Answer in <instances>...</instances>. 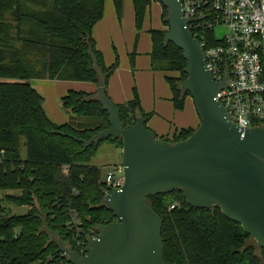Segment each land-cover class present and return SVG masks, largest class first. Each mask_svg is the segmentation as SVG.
<instances>
[{"label": "trees", "instance_id": "16d2710c", "mask_svg": "<svg viewBox=\"0 0 264 264\" xmlns=\"http://www.w3.org/2000/svg\"><path fill=\"white\" fill-rule=\"evenodd\" d=\"M152 1L158 0H132L137 29ZM122 2L113 0L117 14ZM103 9L104 0H0V190L7 191L1 198L0 264L67 262L54 236L78 252L75 240L85 243L99 226L115 220L103 203L107 186L100 180V169L89 161L105 142L121 150L122 139L109 136L86 143L109 126L97 91L68 89L60 99L71 117L58 124L48 116L43 95L30 83L31 79L93 82L107 94L118 58L106 66L91 34ZM167 17L162 6L165 28L148 30L149 57L153 70L168 73L170 100L181 110L190 96L181 88L186 61L179 48L164 41ZM205 37L207 45L217 43L211 32L206 31ZM117 106L125 127L139 116L145 120L150 116L135 89L131 99ZM193 130L180 129L171 139L155 136L174 142ZM146 200L162 220L166 264H264V247L218 206H191L180 189ZM4 202L28 210L8 214Z\"/></svg>", "mask_w": 264, "mask_h": 264}, {"label": "water", "instance_id": "95a60500", "mask_svg": "<svg viewBox=\"0 0 264 264\" xmlns=\"http://www.w3.org/2000/svg\"><path fill=\"white\" fill-rule=\"evenodd\" d=\"M166 8L164 41L182 51L186 61L183 91L192 98L199 124L185 139H159L144 117L125 127L119 107L99 86L97 96L109 126L93 134L121 137L124 183L111 189L103 203L115 220L98 227L85 253L59 246L71 264H166L162 220L147 202L150 195L180 189L198 208L218 206L228 219L264 247V127L237 126L215 99L222 82L213 80L199 40L182 16L180 0H158Z\"/></svg>", "mask_w": 264, "mask_h": 264}, {"label": "built area", "instance_id": "2783aa9c", "mask_svg": "<svg viewBox=\"0 0 264 264\" xmlns=\"http://www.w3.org/2000/svg\"><path fill=\"white\" fill-rule=\"evenodd\" d=\"M180 2L187 27L203 48L206 67L214 81L223 83L215 99L237 126L264 127V0ZM216 26L224 28L223 36L216 39V44L207 45L205 32L212 33ZM104 182L107 186L105 194L123 185L121 163L106 172ZM96 236L97 233H93L89 240ZM87 242L75 240L78 255L85 253ZM58 264L71 263L68 260Z\"/></svg>", "mask_w": 264, "mask_h": 264}, {"label": "crops", "instance_id": "0c3cea01", "mask_svg": "<svg viewBox=\"0 0 264 264\" xmlns=\"http://www.w3.org/2000/svg\"><path fill=\"white\" fill-rule=\"evenodd\" d=\"M150 7L151 4L146 10L140 28L137 29L135 27L132 0H123L121 12L119 14H117L115 10L113 0H104L103 15L101 19L93 25L91 34L95 41L96 48L101 51V53L104 51V48L108 49L106 57L103 54L104 52L102 53L105 65L112 61V54H114V58H118L117 68L111 74L107 83V95L114 103L119 104L131 99L133 96V89H135L143 111L150 114L146 120L147 126L152 129L158 137L162 136L163 138L171 139L173 134L180 129H195L199 124V117L194 110L193 103L189 96L185 98L184 106L181 110L174 108L170 100L171 90L165 80V76L168 73L160 70H153L151 67L149 57L151 41L148 50L144 52L149 58V64L147 62V65L144 67L140 60L142 58V54L140 53L142 52L137 51L140 33L146 32L149 35V29L165 28L163 24H161L160 26H149V28L146 27L144 29V19L145 16L150 13ZM159 7L161 20L162 6L160 3ZM131 39L134 40L132 49H130ZM104 40L108 42V46L106 47L103 46ZM126 40L129 41V45ZM121 42L124 44V53H122L121 49H118L122 46ZM110 46L112 48V53L111 50H109ZM119 55L121 57L120 62ZM126 71H129L133 78L136 73V77L144 73L147 76V82L145 84H132L127 78H124L123 81L118 83L114 77L119 76L120 72L124 73ZM169 75H175V73H170ZM30 83L34 89L43 95L44 107L48 116L52 121L58 124L66 122V116L54 108V103H56V100L61 98L68 89L95 92L98 91L99 88V86L93 82L69 80L31 79ZM77 85H82L83 88Z\"/></svg>", "mask_w": 264, "mask_h": 264}, {"label": "rangeland", "instance_id": "374dc122", "mask_svg": "<svg viewBox=\"0 0 264 264\" xmlns=\"http://www.w3.org/2000/svg\"><path fill=\"white\" fill-rule=\"evenodd\" d=\"M158 2L159 1H152L151 2L150 13L148 15H146L145 19H144V29L146 27L149 28V26L155 27V26H160L162 24L161 20H160V7H159ZM223 33H224V28L222 26H216L212 32V36L215 39H218V38H221L223 36ZM126 42L129 45V41L126 40ZM133 43H134V40L131 39L130 49L133 48ZM103 44H104L103 46H105V47L108 46V42L106 40L103 41ZM100 46L102 48H104L102 45H100ZM149 46H150L149 35L146 32H141L140 37H139V41L137 44V51L142 52V53H140V54H142L141 55L142 58L140 60L142 61V64L144 67L147 65V62L149 64V58L146 54H144V52H146V50H148ZM118 49H121L122 53H124L125 52L124 44L122 43V46L119 47ZM118 49H117V51H118ZM109 50H111V53H112L111 46L109 47ZM103 52L102 53L106 57L108 54V49L104 48ZM116 53H118V52H116ZM114 57H115L114 54H112V61L110 63H106V66H110V64L112 62H114V59H115ZM120 61H121V57L119 55V62ZM119 66H120V63H119ZM136 75H137V73L135 74V77L133 78L131 76L130 72L126 71L124 73L120 72V75L116 76L114 78H116V81L118 83L120 81H123L124 78L125 79L127 78V80L132 84H134V83L145 84L147 82V76L144 73L140 74L137 77H136ZM77 86L80 87L82 85H77ZM80 88H83V86ZM84 90H86V89H84ZM189 98L192 101V98L190 96H189ZM192 103H193V101H192ZM54 108H56L59 112H62L66 116V121L70 120L71 113L62 107L60 98L56 100V103H54ZM21 154H22V156H24V148L21 149ZM120 161H121V150L116 148L114 146V144H112L110 142H105L99 147L96 155L90 159L89 164L99 167V169H100V180L104 181L106 172L108 170H110L113 166L120 163ZM12 192L15 193L16 191H12ZM5 193H7V191L0 190V198H3ZM4 204H5L6 212L8 214H24L28 210V207L25 205L19 206V205H15L12 203H5V202H4ZM53 239L56 240L57 243H59V245H62L64 248H68L67 246H65L63 244H60L57 236H54Z\"/></svg>", "mask_w": 264, "mask_h": 264}]
</instances>
